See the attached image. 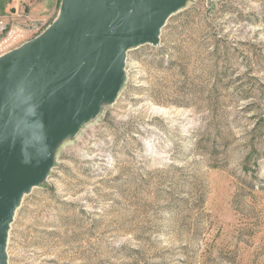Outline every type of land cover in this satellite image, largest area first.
<instances>
[{
    "label": "rangeland",
    "instance_id": "374dc122",
    "mask_svg": "<svg viewBox=\"0 0 264 264\" xmlns=\"http://www.w3.org/2000/svg\"><path fill=\"white\" fill-rule=\"evenodd\" d=\"M5 264H264V0H183L127 49L19 198Z\"/></svg>",
    "mask_w": 264,
    "mask_h": 264
},
{
    "label": "water",
    "instance_id": "95a60500",
    "mask_svg": "<svg viewBox=\"0 0 264 264\" xmlns=\"http://www.w3.org/2000/svg\"><path fill=\"white\" fill-rule=\"evenodd\" d=\"M182 1L62 0L42 33L0 55V264L13 211L43 176L54 141L114 96L127 49L156 45ZM29 99L39 106L35 123L16 120L18 105ZM41 136L45 143L29 151Z\"/></svg>",
    "mask_w": 264,
    "mask_h": 264
},
{
    "label": "crops",
    "instance_id": "0c3cea01",
    "mask_svg": "<svg viewBox=\"0 0 264 264\" xmlns=\"http://www.w3.org/2000/svg\"><path fill=\"white\" fill-rule=\"evenodd\" d=\"M62 0H29L25 5L22 0H1L0 16L6 13L15 14L13 17L17 22L21 23L24 20L28 21H46L53 14L56 13V9L60 6ZM25 14L26 17L18 18L21 14Z\"/></svg>",
    "mask_w": 264,
    "mask_h": 264
},
{
    "label": "built area",
    "instance_id": "2783aa9c",
    "mask_svg": "<svg viewBox=\"0 0 264 264\" xmlns=\"http://www.w3.org/2000/svg\"><path fill=\"white\" fill-rule=\"evenodd\" d=\"M28 2L29 0H22V3L25 5ZM13 15L15 14L6 13L0 16V55L11 51L9 50L7 52H2L4 47L16 44L21 40L30 37L33 33H36V31L40 28L41 25V23L36 21L26 25H20L19 23L17 24L15 23L16 21L13 20L15 19ZM18 16L23 19L26 17L24 13ZM27 21L28 20H24V23Z\"/></svg>",
    "mask_w": 264,
    "mask_h": 264
},
{
    "label": "clouds",
    "instance_id": "9594fccd",
    "mask_svg": "<svg viewBox=\"0 0 264 264\" xmlns=\"http://www.w3.org/2000/svg\"><path fill=\"white\" fill-rule=\"evenodd\" d=\"M23 95H27V93L24 91V89L20 90ZM38 104L35 103L34 100H27L26 102H22L18 105V115L16 117V120H27L29 123H35L39 120V111H38ZM15 126V122H14ZM42 128V124H41ZM46 138L44 136H41L38 141H34L32 144L27 145V149L29 151H38L41 144L45 143ZM22 153L25 151V145L22 142ZM28 161L25 160V163Z\"/></svg>",
    "mask_w": 264,
    "mask_h": 264
},
{
    "label": "bare ground",
    "instance_id": "6f19581e",
    "mask_svg": "<svg viewBox=\"0 0 264 264\" xmlns=\"http://www.w3.org/2000/svg\"><path fill=\"white\" fill-rule=\"evenodd\" d=\"M37 36V35H36Z\"/></svg>",
    "mask_w": 264,
    "mask_h": 264
}]
</instances>
